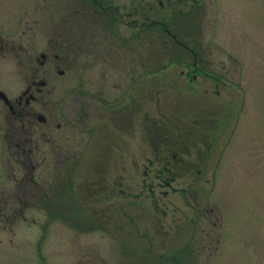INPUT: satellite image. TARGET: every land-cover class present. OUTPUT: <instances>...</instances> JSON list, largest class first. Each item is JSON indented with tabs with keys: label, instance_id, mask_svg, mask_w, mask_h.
Segmentation results:
<instances>
[{
	"label": "rangeland",
	"instance_id": "obj_1",
	"mask_svg": "<svg viewBox=\"0 0 264 264\" xmlns=\"http://www.w3.org/2000/svg\"><path fill=\"white\" fill-rule=\"evenodd\" d=\"M189 1L0 0V264H264V0Z\"/></svg>",
	"mask_w": 264,
	"mask_h": 264
},
{
	"label": "flooded vegetation",
	"instance_id": "obj_2",
	"mask_svg": "<svg viewBox=\"0 0 264 264\" xmlns=\"http://www.w3.org/2000/svg\"><path fill=\"white\" fill-rule=\"evenodd\" d=\"M190 1L192 3H194L193 5H195V7L199 6L202 2V0L201 1L200 0H195V1L190 0ZM194 10L195 9L192 8L191 10H188L186 13H182V14L183 15H188V14L190 15L194 12ZM175 15L179 16L178 13H176ZM171 37L180 47H183V49H184V50H177L176 49V51H177L176 53H177L178 57H182V54H184L185 52L190 53V55L192 57V63H191V65L186 64V66L191 67L190 72L193 73V80L196 79L198 72H202L203 74H208L207 71L203 70V67H202L203 65L201 64V62H202L201 61V54L198 53L197 50H195L194 46L187 44L183 40L182 41L178 40L177 34H175V33L171 34ZM0 52H1V50H0ZM40 57H41V60L39 58L37 60V61H39V65L41 67H43L44 65H47L49 60H50L48 55H46V53L44 52V53L40 54ZM178 64L180 66L184 65V63L181 61H178ZM47 74H51V73L48 72ZM46 84H47V81L44 79L42 81H33L32 85L28 86L26 88V90L23 92V98H22V96H20V97L13 99V101H15L14 105H12L11 102L8 101V98H7V101L5 102L4 99H2L0 97V101L4 102L7 105L9 112H11L12 119L19 122V125H18L19 130L25 131L26 127H30L29 130H32V128L34 127V122L32 121L33 119H35V122L38 121L44 125L47 124L46 118L42 114H40L39 112L32 111V107H31L32 103L35 104L40 99L39 96L41 94H43L44 87L46 86ZM114 106H117V105H114ZM30 115L32 116L31 121L30 120L28 121V117ZM115 120L116 119L112 118L111 121H109L110 127H108L107 129H111L114 127V131H113V129H111V130L113 132H117V134H119L122 130ZM60 126H61V124L57 123V127H60ZM18 129H17V131H18ZM109 131L110 130H108V132ZM21 145L22 144H16L15 147H20ZM208 147H210V145H208Z\"/></svg>",
	"mask_w": 264,
	"mask_h": 264
},
{
	"label": "trees",
	"instance_id": "obj_3",
	"mask_svg": "<svg viewBox=\"0 0 264 264\" xmlns=\"http://www.w3.org/2000/svg\"><path fill=\"white\" fill-rule=\"evenodd\" d=\"M95 7H96L95 9H97V6H95ZM105 8H103L101 10H104ZM156 26H158L160 28L159 29L160 33H164L166 31L171 32V30L166 29L165 24H162V25L159 26L157 22L153 23V25H150V28H154L155 29ZM160 33H159V35H160ZM177 37H178V40H180V41L184 40L183 38L180 39V35H177ZM171 41H172V45L174 47V50L173 51L177 52L176 49L177 50H184L183 47H180L173 39H171ZM184 42H185V40H184ZM170 49H171V46H169V49L168 50H170ZM186 57H188V58H190L192 60V57H191L190 53H188V52L187 53L185 52L184 54H182V57H180V59H178V60L182 62L183 59L186 58Z\"/></svg>",
	"mask_w": 264,
	"mask_h": 264
},
{
	"label": "water",
	"instance_id": "obj_4",
	"mask_svg": "<svg viewBox=\"0 0 264 264\" xmlns=\"http://www.w3.org/2000/svg\"><path fill=\"white\" fill-rule=\"evenodd\" d=\"M0 97L4 99L5 102L7 101V97L4 93L0 92Z\"/></svg>",
	"mask_w": 264,
	"mask_h": 264
}]
</instances>
